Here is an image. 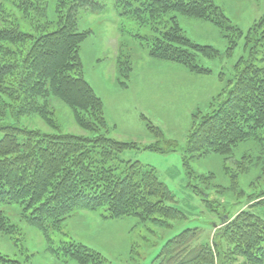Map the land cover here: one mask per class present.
<instances>
[{"label":"trees","instance_id":"obj_1","mask_svg":"<svg viewBox=\"0 0 264 264\" xmlns=\"http://www.w3.org/2000/svg\"><path fill=\"white\" fill-rule=\"evenodd\" d=\"M23 2L45 15V0ZM88 2L59 0L56 28L38 26V35L23 32L16 24H4L8 22L5 14L1 19L0 115L5 116L8 108L15 116L37 115L51 131L15 125L3 128L0 233L19 230L1 205L22 204V218L41 231L57 258L78 264H109L100 252L84 244L62 241L54 245L51 234L61 232L63 222L76 210L102 209L106 219L134 216L158 226L183 213L169 205L175 201L174 194L154 167L121 159L120 154L136 148V143L109 135L104 103L82 72L80 47L90 32L79 29L77 16ZM115 7L120 16L139 25H154V33L145 36L151 57L182 64L197 74L211 73L198 63L199 57L214 59L220 53L188 38L177 15L211 21L226 31L239 29L230 24L214 0H115ZM246 42L250 46L248 59H240L241 67L237 68L238 63L226 82L220 73L224 86L211 100V110L194 114L186 139V161L208 154L229 158L240 142L249 139L258 141L264 154V67L256 64L258 53L264 57V17L251 28ZM236 44L230 42L227 52ZM118 64L120 67L121 60ZM54 99L65 104L73 122L92 135L63 132L56 121ZM149 127L162 135L159 128ZM251 201L236 215L223 216L211 241L203 238L201 227L186 228L167 239L152 264H233L237 257L250 264H264V218L252 210L264 206V191ZM0 264L28 263L0 253Z\"/></svg>","mask_w":264,"mask_h":264},{"label":"rangeland","instance_id":"obj_2","mask_svg":"<svg viewBox=\"0 0 264 264\" xmlns=\"http://www.w3.org/2000/svg\"><path fill=\"white\" fill-rule=\"evenodd\" d=\"M45 1L46 12L41 16L36 8H27L23 0H0L4 9L0 22H4L1 19L5 14L8 22L4 24H16L23 32L41 34L38 26L54 30L59 0ZM214 3L230 24L239 28L237 31L177 15V22L188 38L213 46L220 53L214 59L198 58L199 64L211 70L206 76L190 72L182 64L151 57L150 41L145 36L154 33V25L142 26L120 16L115 0H89L79 8V29L90 32L80 47L83 77L104 103L109 135L136 143V148L120 154L121 159L154 167L159 179L174 194L175 201L169 205L179 209L183 216L158 226L134 216L106 219L102 209L76 210L63 222L61 232L51 234L54 245L62 241L84 244L100 252L109 264H152L166 240L186 228H203V238L211 241L224 217L247 209L251 198L264 191V154L258 141L240 142L229 158L208 154L185 160L186 139L194 114L211 110V100L232 76L234 67L241 58L248 59L250 46L246 45V36L264 17V0H214ZM232 41L237 44L227 52ZM256 57V64L264 67L262 53ZM220 73L224 82L219 79ZM53 105L63 132L92 135L73 122L71 110L65 104L54 99ZM149 124L159 128L162 135ZM9 125L51 131L37 115L15 116L10 108L5 116L0 115V138L4 135L3 128ZM152 145L159 149L150 148ZM1 209L19 227L11 234L0 233L1 254L28 264H78L72 259L63 261L49 250L41 231L22 218V204H3ZM252 210L264 218L263 205ZM233 264L250 263L237 257Z\"/></svg>","mask_w":264,"mask_h":264},{"label":"crops","instance_id":"obj_3","mask_svg":"<svg viewBox=\"0 0 264 264\" xmlns=\"http://www.w3.org/2000/svg\"><path fill=\"white\" fill-rule=\"evenodd\" d=\"M211 74V73H210ZM202 75H204V74H202ZM208 75V74H207ZM204 76H206V75H204Z\"/></svg>","mask_w":264,"mask_h":264},{"label":"water","instance_id":"obj_4","mask_svg":"<svg viewBox=\"0 0 264 264\" xmlns=\"http://www.w3.org/2000/svg\"><path fill=\"white\" fill-rule=\"evenodd\" d=\"M227 218V217H226Z\"/></svg>","mask_w":264,"mask_h":264}]
</instances>
